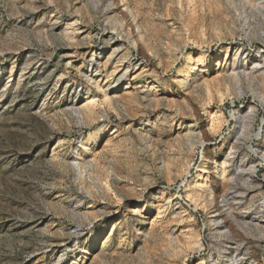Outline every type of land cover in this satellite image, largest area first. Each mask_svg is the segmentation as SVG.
<instances>
[{"label": "rangeland", "instance_id": "374dc122", "mask_svg": "<svg viewBox=\"0 0 264 264\" xmlns=\"http://www.w3.org/2000/svg\"><path fill=\"white\" fill-rule=\"evenodd\" d=\"M128 1L0 0V264H264V0Z\"/></svg>", "mask_w": 264, "mask_h": 264}, {"label": "bare ground", "instance_id": "6f19581e", "mask_svg": "<svg viewBox=\"0 0 264 264\" xmlns=\"http://www.w3.org/2000/svg\"><path fill=\"white\" fill-rule=\"evenodd\" d=\"M120 11H121V13L123 14V16L125 17V18H127V20H128V22H129V24L130 25H133V24H135V23H137V18H136V15H135V13H134V11L132 10V8L130 7V5H129V1L128 0H122V2H121V7H120ZM62 43H58V46H59V48H65V46L64 45H61ZM254 63V62H253ZM189 65H188V68H189V72L187 73V76L188 77H190L193 73H194V71H195V69H198V68H205L206 70L205 71H207V73L209 72V70H207V68H208V66H209V64H211V57L209 56V55H203L195 64H190V63H188ZM244 65V64H243ZM188 79V78H187ZM188 81L189 80H185V79H183V80H181V84L182 83H188ZM152 88V87H151ZM113 90V89H112ZM125 100H126V102H128L129 100L128 99H126L125 98ZM84 110V109H83ZM82 111V110H81ZM92 111H93V107H87V108H85V110H84V114H86V117L87 118H89V117H91L92 116ZM77 112L78 111H76V113H75V115L77 114ZM83 112V111H82ZM81 112V113H82ZM129 114L130 115H132L131 114V112H130V110H129ZM146 124H148V123H146ZM137 130H140L141 129V126H139V127H137L136 128ZM114 132V131H113ZM105 144H107V143H105ZM233 151H231V148H230V150H229V152H228V154H231ZM172 156H174L173 157V159H171V160H169L168 161V163H172V162H174V161H177L178 159H179V156L177 155V153H174V154H172L171 155V157ZM221 165H228V161L227 160H223L222 161V163H221ZM125 168V169H127V170H130V169H132L130 166H128L127 164H125V165H121V164H119V166H118V168ZM239 167V166H238ZM126 170V171H127ZM134 171V170H133ZM131 172V171H130ZM129 174V173H128ZM161 192H163V191H161ZM156 198V197H155ZM142 199H138L137 201H141ZM133 213L136 211V213H138V211H139V209H136V207L135 206H133V208H132V210H131ZM101 251V250H100ZM99 251V252H100Z\"/></svg>", "mask_w": 264, "mask_h": 264}]
</instances>
